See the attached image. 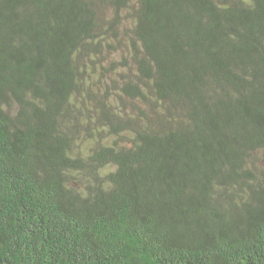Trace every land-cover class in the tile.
Returning <instances> with one entry per match:
<instances>
[{"label": "trees", "instance_id": "16d2710c", "mask_svg": "<svg viewBox=\"0 0 264 264\" xmlns=\"http://www.w3.org/2000/svg\"><path fill=\"white\" fill-rule=\"evenodd\" d=\"M0 264H264V0H0Z\"/></svg>", "mask_w": 264, "mask_h": 264}]
</instances>
